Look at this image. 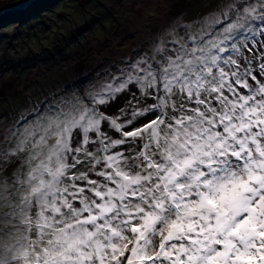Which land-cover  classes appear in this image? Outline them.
Wrapping results in <instances>:
<instances>
[{
	"label": "snow or ice",
	"instance_id": "obj_1",
	"mask_svg": "<svg viewBox=\"0 0 264 264\" xmlns=\"http://www.w3.org/2000/svg\"><path fill=\"white\" fill-rule=\"evenodd\" d=\"M199 23L8 129L0 264H264V0Z\"/></svg>",
	"mask_w": 264,
	"mask_h": 264
},
{
	"label": "rangeland",
	"instance_id": "obj_2",
	"mask_svg": "<svg viewBox=\"0 0 264 264\" xmlns=\"http://www.w3.org/2000/svg\"><path fill=\"white\" fill-rule=\"evenodd\" d=\"M18 1L0 0V9ZM121 2L43 0L25 10L0 15V75H8L9 79L5 92L0 94V144L8 129L26 126L25 121H32L54 98L84 96L106 73H115L127 60L135 59L173 24L199 28L200 19L216 11L222 0H201L181 14L168 17L155 31L144 30L148 21L140 16L141 9L134 6V1L124 0L125 5ZM126 5L134 11L133 16L124 9ZM167 7L162 4L160 12ZM160 12L156 19H163ZM133 30L140 33L137 41L122 43L133 38ZM74 58L76 62L80 58L78 71L70 62ZM61 63H67V70L57 75L56 65ZM89 63L91 67H87ZM34 70L38 79L30 77ZM40 78L45 82L41 83ZM126 100L127 94L122 95L113 108ZM21 159L13 157L0 170V180L11 183L13 174L26 171L28 166L21 168ZM7 211L0 208V215Z\"/></svg>",
	"mask_w": 264,
	"mask_h": 264
},
{
	"label": "bare ground",
	"instance_id": "obj_3",
	"mask_svg": "<svg viewBox=\"0 0 264 264\" xmlns=\"http://www.w3.org/2000/svg\"><path fill=\"white\" fill-rule=\"evenodd\" d=\"M131 1H134V6H136V8L140 7V9H141V15L140 16L143 18H146V20L148 21L147 28L144 29V30H148V31H150V30L155 31V30L159 29V27L164 25V23L166 22V19L168 17H170V18L175 17V16L181 14L182 11L186 7L195 6V5L200 4V2H201V0H131ZM162 4H164L168 7L160 12V10L162 9L161 8ZM121 5H125L124 0H122ZM124 9L128 11L129 16H133L134 11L131 10L127 5L124 7ZM158 12H160V15L163 17L164 20L163 19H156V15ZM161 21H163V22H161ZM139 36H140V33L138 31H134L133 38L126 39L122 43H128L130 45L133 42L137 41V38ZM70 62L73 66L74 71H78L79 70L78 62H80V58L78 59V62H76L75 58L70 59ZM91 66H92V64H90V63H89V65H87V67H91ZM56 68H57V71H56L57 75H61L67 70L66 69L67 63H61L59 67L56 65ZM29 72H31V70ZM32 73L33 74H30V77H33L35 79L39 78L36 76L35 70L32 71ZM6 76H8V75H0V94H3L5 92V89L9 83V79ZM39 81L41 83L45 82L41 78L39 79Z\"/></svg>",
	"mask_w": 264,
	"mask_h": 264
},
{
	"label": "water",
	"instance_id": "obj_4",
	"mask_svg": "<svg viewBox=\"0 0 264 264\" xmlns=\"http://www.w3.org/2000/svg\"><path fill=\"white\" fill-rule=\"evenodd\" d=\"M37 0H20L16 3H12L9 6L3 7L0 9V15H4L6 13L18 12L24 10L26 7L36 2Z\"/></svg>",
	"mask_w": 264,
	"mask_h": 264
},
{
	"label": "flooded vegetation",
	"instance_id": "obj_5",
	"mask_svg": "<svg viewBox=\"0 0 264 264\" xmlns=\"http://www.w3.org/2000/svg\"><path fill=\"white\" fill-rule=\"evenodd\" d=\"M38 1H39V0H37V1H36V2H34V3H32V4H31V5H29V6H32V5L36 4ZM40 1H41V0H40ZM11 4H12V3H11ZM29 6H28V7H29ZM26 8H27V7H26ZM26 8H25V9H26ZM25 9H24V10H25ZM14 13H15V12H14ZM3 16H4V15H2L1 17H3ZM79 98H80V97H75V98H72V99H71V101H72L73 103H75V102H76V100H77V99H79ZM17 159H18V158H17Z\"/></svg>",
	"mask_w": 264,
	"mask_h": 264
},
{
	"label": "trees",
	"instance_id": "obj_6",
	"mask_svg": "<svg viewBox=\"0 0 264 264\" xmlns=\"http://www.w3.org/2000/svg\"><path fill=\"white\" fill-rule=\"evenodd\" d=\"M52 1H53V0H52ZM38 2H39V3H42V2H43V0H41V1L39 0ZM38 2H37V3H38Z\"/></svg>",
	"mask_w": 264,
	"mask_h": 264
}]
</instances>
